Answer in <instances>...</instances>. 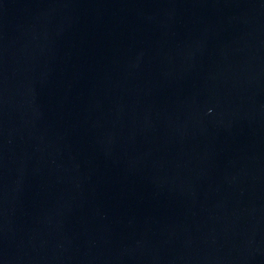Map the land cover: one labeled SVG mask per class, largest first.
<instances>
[{
  "label": "water",
  "instance_id": "water-1",
  "mask_svg": "<svg viewBox=\"0 0 264 264\" xmlns=\"http://www.w3.org/2000/svg\"><path fill=\"white\" fill-rule=\"evenodd\" d=\"M0 264H264V0H0Z\"/></svg>",
  "mask_w": 264,
  "mask_h": 264
}]
</instances>
